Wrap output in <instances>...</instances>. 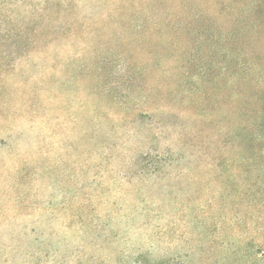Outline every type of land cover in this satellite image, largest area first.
Wrapping results in <instances>:
<instances>
[{"label":"rangeland","instance_id":"obj_1","mask_svg":"<svg viewBox=\"0 0 264 264\" xmlns=\"http://www.w3.org/2000/svg\"><path fill=\"white\" fill-rule=\"evenodd\" d=\"M0 264H264V0H0Z\"/></svg>","mask_w":264,"mask_h":264}]
</instances>
